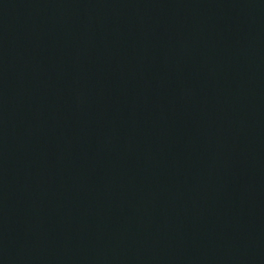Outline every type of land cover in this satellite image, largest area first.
Returning a JSON list of instances; mask_svg holds the SVG:
<instances>
[{
  "label": "water",
  "instance_id": "1",
  "mask_svg": "<svg viewBox=\"0 0 264 264\" xmlns=\"http://www.w3.org/2000/svg\"><path fill=\"white\" fill-rule=\"evenodd\" d=\"M0 264H264V0H0Z\"/></svg>",
  "mask_w": 264,
  "mask_h": 264
}]
</instances>
